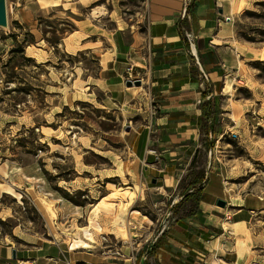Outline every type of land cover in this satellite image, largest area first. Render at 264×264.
Segmentation results:
<instances>
[{
	"label": "rangeland",
	"instance_id": "374dc122",
	"mask_svg": "<svg viewBox=\"0 0 264 264\" xmlns=\"http://www.w3.org/2000/svg\"><path fill=\"white\" fill-rule=\"evenodd\" d=\"M5 1L8 24L0 26V245L33 248L66 242L71 247L78 235L91 246L75 251L97 259L103 256L101 246L119 249L130 240L141 245L137 258L144 254L153 261L154 245L170 226V242L187 247L197 238L204 243L206 256L190 254L195 264H264V208L252 210L248 222L240 224L225 214L230 203L246 196L264 204V60L249 68L241 62V72L234 75L239 76L234 81L238 88L232 86L229 97L220 96L215 146L208 149L200 131L198 141L190 142L192 150L200 144L193 168L180 163L189 161L192 151L176 150L168 186L156 169H145L154 158L137 156L132 146L137 133L133 140L127 137L150 123V140H156L152 122L134 117L131 108L123 118L108 102L109 69L122 37L140 48L147 0ZM237 22L240 41L264 47V1L240 14ZM21 43L24 56L17 51ZM246 74L251 76L247 84L240 81ZM149 150L157 154L154 147ZM199 170H205L207 180L202 206L214 215L208 219L207 212H200L196 221L207 222L208 232L192 219L181 220L195 204L194 198H183V188ZM127 187L135 195L126 194ZM109 193L116 207L101 204L95 210ZM216 195L229 205H217ZM179 222L184 230L176 226ZM135 223L141 229H133ZM86 230L94 240H88Z\"/></svg>",
	"mask_w": 264,
	"mask_h": 264
},
{
	"label": "crops",
	"instance_id": "0c3cea01",
	"mask_svg": "<svg viewBox=\"0 0 264 264\" xmlns=\"http://www.w3.org/2000/svg\"><path fill=\"white\" fill-rule=\"evenodd\" d=\"M262 1L264 0H197L193 12L185 18L189 0H147L146 31L139 41L140 48L134 47L136 41L131 45L122 37L117 59L109 69L111 88L108 102L123 118L131 108L134 117L143 115L152 122L156 140H150L153 130L149 128V122L141 131L130 130L127 137L133 140L131 136L137 133L132 142L133 148L137 149V156L140 160L154 158V161H150L151 167L145 169H156L159 177L169 183L166 185L170 186V160L176 159L173 156L176 155V150L192 151L189 161L180 162L189 165L200 149L198 144L192 150L190 142L198 141L201 131L198 124L202 113L200 105L206 100L202 91L208 85L213 87L212 96H217L220 106V96L229 97L232 93L226 90L229 80L234 88H238L234 81L239 76L237 74L234 79V75L241 72V62L249 68L253 61L264 60V47L248 45L238 39L237 22L240 14L250 11ZM131 61L146 76L143 86L127 87L125 84L123 75ZM250 78L246 74L245 81H240L247 84ZM149 105H152V109H149ZM151 147H154L157 154H150ZM176 170L177 168L174 171ZM154 179L156 178L152 182L155 184L158 180L154 182ZM205 193L204 189L197 215L181 220L192 219V222L208 232L211 226L207 222L196 221L199 220L200 212H207L208 219H212L214 215L213 210L208 212L202 206L205 203ZM111 195L112 193L104 195L99 201ZM216 197L217 200L223 199L221 195ZM209 205L215 206L212 203ZM230 206H234L233 213ZM230 206L225 214L232 218L234 216L233 224L248 222L252 210L264 208L263 203L248 196L241 198L239 203H230ZM71 223L73 226V222ZM176 226L185 229L181 222L176 223ZM133 229L141 228L136 224ZM186 231L196 234L193 229ZM162 234L154 245L153 261L147 260L144 254L137 258L135 253L141 249V245L125 240L126 246L119 249L107 250L108 246H101L103 256H98L97 259L85 255V251H75L76 248L72 245L69 247L66 242H60L56 246L37 244L33 248L4 244L0 245V264H130L131 259L136 264L138 261L139 264H195L197 261L190 256L191 253L206 256L201 252L205 251V245L197 238L194 239L195 243L186 247L177 240L170 242V226ZM14 248L17 249L15 259L12 257Z\"/></svg>",
	"mask_w": 264,
	"mask_h": 264
},
{
	"label": "trees",
	"instance_id": "16d2710c",
	"mask_svg": "<svg viewBox=\"0 0 264 264\" xmlns=\"http://www.w3.org/2000/svg\"><path fill=\"white\" fill-rule=\"evenodd\" d=\"M197 6V0H189L188 6L186 7V16L187 18L190 13L193 12L194 8ZM17 51H20L23 56L25 55L24 43L18 44ZM26 57V56H25ZM6 82H9L7 80ZM212 84V83H211ZM214 93L213 87L210 88L209 85L205 90L202 91L203 97L206 99L201 103L200 108L202 113L199 117V127L201 131L205 134L206 139H204V145L208 149H211L215 146V135L217 134V122L216 117L218 115L219 107L217 103V96H212ZM211 95V96H209ZM209 97V98H208ZM200 149H198L193 157L191 162V168L195 167L198 154ZM206 186V172L205 170H199L189 175V181L186 186L183 188V198H194L195 204L191 210L186 212L181 219H186L189 217H194L197 215L199 210V204L202 199V195Z\"/></svg>",
	"mask_w": 264,
	"mask_h": 264
},
{
	"label": "bare ground",
	"instance_id": "6f19581e",
	"mask_svg": "<svg viewBox=\"0 0 264 264\" xmlns=\"http://www.w3.org/2000/svg\"><path fill=\"white\" fill-rule=\"evenodd\" d=\"M231 88H232V83L228 82L227 86H226V90H230ZM125 193L130 195V197H132L133 195H135V190H133L132 187H127L125 189ZM115 200H116V198H113L112 200H109L108 198H106V199H103L102 201H98L97 205L95 206V210H97L101 204H103L104 206H106L109 209H112V208L116 207V205H117ZM97 225L100 229L102 228L99 223H97ZM86 236L88 237L89 240H94V236H93V233L91 231L86 230ZM89 246H91L90 243H88L87 240H85L84 238H81L78 235L74 237L73 248H82V247L87 248Z\"/></svg>",
	"mask_w": 264,
	"mask_h": 264
},
{
	"label": "water",
	"instance_id": "95a60500",
	"mask_svg": "<svg viewBox=\"0 0 264 264\" xmlns=\"http://www.w3.org/2000/svg\"><path fill=\"white\" fill-rule=\"evenodd\" d=\"M8 24V9L7 4L5 0H0V26H6ZM127 87H133V86H142V81L140 79L137 80H126L125 82ZM128 130H130V127H127ZM154 182H156V179H154ZM217 205L221 207H226L228 205V202L225 199L219 198L217 200ZM12 257L15 259L17 258V249L14 248L12 251Z\"/></svg>",
	"mask_w": 264,
	"mask_h": 264
},
{
	"label": "built area",
	"instance_id": "2783aa9c",
	"mask_svg": "<svg viewBox=\"0 0 264 264\" xmlns=\"http://www.w3.org/2000/svg\"><path fill=\"white\" fill-rule=\"evenodd\" d=\"M186 15V13H184V16ZM136 65H135V63L133 62V61H131V63L127 66V68H126V71H125V73H124V75H123V79L126 81V80H137V79H140L141 81H142V83H144L145 82V78H146V76H145V74L143 73V74H141L137 69H136ZM226 218H228V219H230L231 218V216L229 215V214H226ZM227 219V220H228ZM103 239L105 240V241H107L108 239H107V236H103ZM145 258H147L146 256H145Z\"/></svg>",
	"mask_w": 264,
	"mask_h": 264
}]
</instances>
